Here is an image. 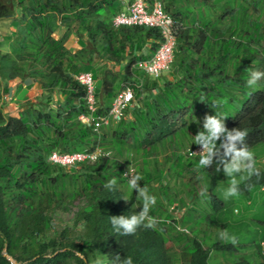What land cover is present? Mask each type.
<instances>
[{
    "label": "trees",
    "instance_id": "obj_1",
    "mask_svg": "<svg viewBox=\"0 0 264 264\" xmlns=\"http://www.w3.org/2000/svg\"><path fill=\"white\" fill-rule=\"evenodd\" d=\"M24 1L15 0L16 6H12V0H0V19L12 18L21 10L8 50L0 52V83L14 77L24 80L25 77L38 76L47 79L46 87L60 86L65 98L56 109L26 110L17 117L5 116L0 107V264H96L97 260L102 264H120L127 256L133 258L134 264H173L166 229L170 227L179 236L186 235V232L160 221H175L169 212L165 211L164 217H160V210L155 211L161 201H156L148 213L156 221L154 228L141 225L131 235H122L114 230L111 216L138 213L143 207V200H129L119 188L124 181L121 174L123 163L109 159V150L108 156L92 163H76L71 166L72 169L48 160L53 151H87L102 142L92 124L86 125L77 119L79 114L88 115L89 110L84 87L76 82L73 75L85 68L88 71L89 60L84 63L79 61L81 49L69 52L64 46L65 36H51L57 19L51 12L53 0H27V4H22ZM242 1L245 5H237L235 19L238 20L248 7L257 9L262 2ZM196 2L204 4L203 7L194 6L202 26L197 25L191 42L186 41L188 36L182 30L178 32L171 58L174 63L173 81H164L161 93L146 104V109L136 112L135 118L125 120L127 113L135 110L133 94L132 105L124 110L123 117L109 122L116 124L108 132L114 149L117 147L120 150L130 137L131 145L148 152L153 145L173 137L182 129L186 123L184 113L191 109L200 112V115L208 111L210 115L224 118L228 129L246 130L244 143L247 148L264 143V85L258 83L249 87L247 84L255 54L250 43L258 38L264 39V19L253 24L257 34L253 32L247 36L249 43L241 42L238 37L232 40L224 37L225 28L220 29L217 25L223 20L222 12L231 19L233 6L224 4L217 15L214 9L212 13L208 12L204 0ZM68 3L77 7L75 16L78 20H93L88 39L98 34L101 48L107 53L115 55L130 48L135 36L142 43L147 39L153 40L147 51H143L140 45L133 49L139 51L136 57L128 59L129 53L124 54L127 58L125 73L136 61L147 58L157 46L155 29L136 25L112 26L110 18L120 10L119 4L115 5L112 0H68ZM199 9L202 10L200 13ZM173 10L174 16L186 17L183 11ZM203 11L211 15L210 20L206 21L201 14ZM197 18L189 19L190 23L194 24ZM174 19L180 21L181 18ZM211 39L218 42L212 43ZM115 41L119 45L112 48ZM239 52L240 56L236 59ZM260 52H264V47L260 48ZM37 60L41 62L39 68L35 66ZM20 61H28V76L22 74ZM230 62L233 63L231 70ZM242 69H245L246 77L240 74ZM101 91L104 100L98 90L94 93L95 116L105 114L118 92L113 95L107 84L102 85ZM102 136L105 137V133ZM219 145L218 140V148ZM218 167L221 166L215 159L211 166L204 167L210 183H214L220 174ZM257 169L259 177L253 175L244 179L239 184V192L248 194L264 184V170ZM112 179L116 180V184L110 190L105 185ZM75 197L82 203L74 213V222L82 223L77 241H70L64 229L55 237L42 240V233L49 228L47 212L66 206L65 203ZM125 198L129 201L125 202ZM130 202H134L136 208ZM184 247L187 264H208L209 249L197 239L192 237L190 241H185ZM2 250L15 263L3 256Z\"/></svg>",
    "mask_w": 264,
    "mask_h": 264
},
{
    "label": "rangeland",
    "instance_id": "obj_2",
    "mask_svg": "<svg viewBox=\"0 0 264 264\" xmlns=\"http://www.w3.org/2000/svg\"><path fill=\"white\" fill-rule=\"evenodd\" d=\"M130 1L132 0H112L115 5L119 4V11L124 10ZM145 1L149 2L150 0ZM159 1L164 6V11L170 16L181 18V30L188 36L186 41L190 40L191 42L195 37L197 25L202 26L197 18L199 14H197L195 7L197 5L203 7L204 4L197 3L196 1L198 0ZM233 1L204 0L207 3L205 5H207L208 12L212 13L214 9V13L217 15L224 4L233 6L234 11L231 19L227 17V13L222 12L223 20L218 23L217 27L220 29L225 28L223 30L224 37H229L232 40L238 37L241 42L249 43L247 36L253 32L254 35L257 34L253 24H257L264 19V0H261V6L257 9L248 7L246 13L239 20L235 19L237 5L239 7V5L242 6L245 3L242 0H237L235 3ZM22 4H27V0L22 2ZM211 4H214L215 8ZM12 6H16L15 0H12ZM51 6H54L51 12L53 11L57 18L51 36L54 38L65 36L64 46L69 52L82 50L79 61L84 63L89 60L86 67L89 68L88 71L93 75L96 90H98L102 100H104L101 91L103 84H107L114 95L122 83H130L133 88L132 92L136 106L134 111L127 113L124 117L125 120L135 118L136 112H143L146 109V104L152 102V99L161 93L164 81H173V60L162 75L153 79L143 77L142 72L138 71L134 64L125 73L124 67L127 58L138 55L139 51L133 49L138 48L137 46L140 45L139 47H142L143 51H147L153 40L147 39L142 43L135 36L131 42L132 45L129 46L130 48H127L128 50L125 49L115 55L107 53L101 48L102 44L98 34L95 33L92 38L88 39L89 32L93 27L92 19L88 21L78 20L75 16L77 7L72 3L69 5L68 0H53ZM173 9L183 11L186 17L174 16ZM202 10L199 9V13ZM20 14L21 10L19 9L14 14L13 20L17 22ZM201 14L206 18V21L211 19L209 13L206 14L203 11ZM194 16L197 20L194 24H191L189 19L194 20ZM6 24L7 22L5 23V28L8 29ZM177 38L178 36L176 40ZM210 42L215 43L218 40L211 39ZM250 44L255 54L249 71L250 73L253 71L264 73V52H260V48L264 47V39L258 38ZM118 45L119 42L115 41L112 44V48H116ZM125 53H129L127 58L124 56ZM238 54L235 57L236 59L239 58L240 52ZM19 65L23 70L22 74L28 76V61H20ZM229 65V70H231L233 63L230 62ZM35 66L36 68L41 67V62L35 61ZM80 69L83 68L81 67ZM85 69L81 71H87ZM240 74L242 77H246L245 69H242ZM258 83H263L264 85V77H261L256 85ZM47 84V79L38 76L35 78L25 77L24 80H20V77H14L7 82L0 83V107L2 113L5 116L17 117L26 110L36 112L38 109H56L62 105L65 93H62L60 86L46 87ZM206 114L210 115L208 111L200 115V112L197 113L192 109L184 113L186 123L183 128L178 130L173 137H168L153 145L148 152L138 146L131 145L130 137L126 139L125 144L121 145L120 150L117 147L114 149L112 141L108 137V132L116 125L114 123L108 122L107 125L98 126L96 135L99 136L102 142L99 147L110 151L109 159L121 161L123 163L122 170L129 167L133 171V175L142 177L139 181L140 185L142 187L146 186L148 193L154 195L157 202L161 201V204L157 206L159 209L164 207L165 211L167 210L170 214L185 206V219L182 223L180 221L178 223L174 221L173 223L186 228V235L182 234L179 236L170 227H167L165 232V236L169 239L171 246L170 255L173 264H187V253L185 252L184 243L185 241H190L192 237L209 249L208 264H264V188L262 191L253 190V195L258 194L255 197L239 192L238 196L225 199L224 192L229 187L231 178L226 176L221 169L215 182L210 183L206 170L204 167L199 166L201 156L194 158L188 157L183 153L186 148L197 145L195 136L199 131H204L203 118ZM102 133H105V137L102 136ZM248 149L254 154L256 167L264 170V154L261 156L264 151V143L255 144ZM67 167L72 169L71 166ZM235 175L239 179L243 173ZM119 188L129 200H133L135 197L142 199L136 190L129 188V182L126 180L119 185ZM205 188L207 192L201 195L202 190ZM214 197L222 205H219ZM130 203L136 208L134 202ZM81 204V200L75 197L71 202L65 203L66 206L54 208L47 212L49 228L42 233L40 238L46 240L47 238L55 237L64 229L67 231L68 239L73 243L76 242L82 232V223L74 222V213ZM224 231L229 235H234L238 243L234 245L231 242L221 240L219 234ZM260 241H263L262 245ZM6 258L15 263L10 256L6 255Z\"/></svg>",
    "mask_w": 264,
    "mask_h": 264
},
{
    "label": "built area",
    "instance_id": "obj_3",
    "mask_svg": "<svg viewBox=\"0 0 264 264\" xmlns=\"http://www.w3.org/2000/svg\"><path fill=\"white\" fill-rule=\"evenodd\" d=\"M111 24L113 27L120 26H143L152 28L157 31V46L152 53L145 59L135 62V67L142 72L143 75L155 78L165 72L172 58V50L174 48L176 36L182 29V23L167 12L159 0H132L128 3L124 10H121L111 16ZM76 82L84 87L85 103L89 110V114H79L77 119L83 124H92V129L97 130L98 126L106 125L108 122H116L124 115V110L132 105L133 92L130 83H125L114 95L105 114L93 115L95 109L94 93L96 87L93 75L90 71H78L73 75ZM201 145H195L186 149V156H201ZM109 151L99 146H95L87 151L73 152H56L49 154L48 160L51 163L61 166H73L79 162L92 163L102 156H108ZM122 177L129 182V178L133 175V171L128 167L122 170ZM264 184L259 186V190H263ZM165 223H171L178 231L186 232V229L173 223L169 219H162ZM263 243H261L262 245Z\"/></svg>",
    "mask_w": 264,
    "mask_h": 264
},
{
    "label": "clouds",
    "instance_id": "obj_4",
    "mask_svg": "<svg viewBox=\"0 0 264 264\" xmlns=\"http://www.w3.org/2000/svg\"><path fill=\"white\" fill-rule=\"evenodd\" d=\"M264 77V73L253 71L247 80L249 87L257 84V81ZM203 132H198L195 136V143L202 146L201 158L199 160L200 167H209L215 159L221 167L218 171L223 170L226 176L230 177L229 187L224 192V197H234L239 195V184L242 180L250 178L253 175L259 177V170L256 168L254 154L245 145L246 130L238 128L228 129L224 123V118L217 115L206 114L203 118ZM220 141L219 148L217 141ZM237 173H243L237 179ZM142 179L139 175H131L129 178V188L136 190L137 194L143 200V207L131 216L114 215L111 216V223L116 232L122 235L134 234L136 229L143 225L145 228H154L156 221L148 216L150 207L155 205L156 197L148 193L146 186H141L139 181ZM116 180H110L105 187L112 190ZM207 192L205 188L201 195ZM125 202L128 200L125 198ZM219 238L225 242L232 244L238 243L234 235H229L226 231L219 234ZM96 264H102L100 260ZM120 264H134L133 258L127 256Z\"/></svg>",
    "mask_w": 264,
    "mask_h": 264
},
{
    "label": "crops",
    "instance_id": "obj_5",
    "mask_svg": "<svg viewBox=\"0 0 264 264\" xmlns=\"http://www.w3.org/2000/svg\"><path fill=\"white\" fill-rule=\"evenodd\" d=\"M124 8V7H123ZM7 22V28H5V23ZM15 27H16V21L13 20V17L12 18H2L0 19V52H5L8 50V44H9V41L12 39L13 37V34H14V31H15ZM139 71V70H138ZM264 154V151L263 153H261V156ZM257 190V189H256ZM259 190V189H258ZM257 190V191H258ZM261 191V190H260ZM247 196H253L255 197L256 195L258 196V194H255L253 195L252 192H249L248 194H246ZM135 199H138V197H135ZM161 200V199H160ZM164 201V200H163ZM162 201V203H164ZM249 201V200H247ZM247 204H249V202H247ZM219 205H222L221 203H219ZM176 206V205H175ZM247 207V206H246ZM184 207H180V209H178L175 213H170V217L172 219L175 220V222L178 223V221H180V223H182V221L185 219L184 217L185 216V211H184ZM156 210H160V214H162L160 217H164L163 215L165 214V209L163 207V209H159L158 207L155 208V211ZM166 212H168L166 210ZM191 221V220H190ZM184 226V225H182ZM263 241H260V244L262 243Z\"/></svg>",
    "mask_w": 264,
    "mask_h": 264
},
{
    "label": "water",
    "instance_id": "obj_6",
    "mask_svg": "<svg viewBox=\"0 0 264 264\" xmlns=\"http://www.w3.org/2000/svg\"><path fill=\"white\" fill-rule=\"evenodd\" d=\"M2 255H3V256H6V253H5V251H4V250H2Z\"/></svg>",
    "mask_w": 264,
    "mask_h": 264
}]
</instances>
